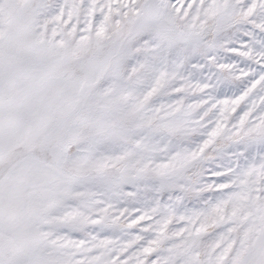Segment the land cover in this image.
<instances>
[{
    "label": "snow or ice",
    "instance_id": "obj_1",
    "mask_svg": "<svg viewBox=\"0 0 264 264\" xmlns=\"http://www.w3.org/2000/svg\"><path fill=\"white\" fill-rule=\"evenodd\" d=\"M0 264H264V0H0Z\"/></svg>",
    "mask_w": 264,
    "mask_h": 264
}]
</instances>
